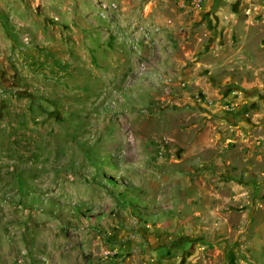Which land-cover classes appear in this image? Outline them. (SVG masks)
Listing matches in <instances>:
<instances>
[{
	"label": "rangeland",
	"instance_id": "rangeland-1",
	"mask_svg": "<svg viewBox=\"0 0 264 264\" xmlns=\"http://www.w3.org/2000/svg\"><path fill=\"white\" fill-rule=\"evenodd\" d=\"M264 0H0V264H264Z\"/></svg>",
	"mask_w": 264,
	"mask_h": 264
},
{
	"label": "water",
	"instance_id": "water-1",
	"mask_svg": "<svg viewBox=\"0 0 264 264\" xmlns=\"http://www.w3.org/2000/svg\"><path fill=\"white\" fill-rule=\"evenodd\" d=\"M262 192H264V189H263V191Z\"/></svg>",
	"mask_w": 264,
	"mask_h": 264
}]
</instances>
